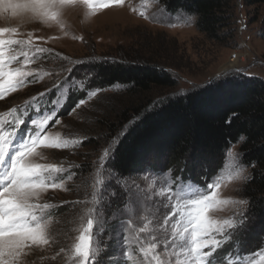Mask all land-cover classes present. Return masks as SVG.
I'll list each match as a JSON object with an SVG mask.
<instances>
[{
    "label": "snow or ice",
    "instance_id": "6c2138e0",
    "mask_svg": "<svg viewBox=\"0 0 264 264\" xmlns=\"http://www.w3.org/2000/svg\"><path fill=\"white\" fill-rule=\"evenodd\" d=\"M125 3L126 0H0V24L3 25L0 26V100L51 75V72L43 70L42 64L53 56V49L44 45L58 37L38 36L35 34L36 27L59 29L67 35L64 17L69 11L84 8L87 14H95L97 8H122ZM167 7L165 5L161 10L159 20L146 11H140L138 15L163 23L170 19L164 15ZM130 10L133 13L137 11L135 7H130ZM195 19L194 16L185 17L187 23ZM60 55L55 54L56 57ZM62 59L67 63L61 64L58 80L51 88L39 92L22 105L0 113V264H29V256L36 249L59 247L51 224L55 210L66 204L81 205L73 220L78 224L75 229L78 234L71 237V264H102L101 255L107 247V244L101 243V235L108 227L102 208L103 202L108 199L105 196L107 185L97 178L90 200L62 201L61 205H56L50 202V193L68 191V182L75 179V174L62 163L41 162L43 149H70L91 140L88 136L74 140L51 130L61 124V113L55 108L59 100H52L49 110L45 98L68 84L79 70L78 66L93 65L92 58L77 61L67 57ZM233 72L238 75L241 70L235 69ZM231 74L219 73L208 81V86L220 87L229 83ZM85 75L92 74L86 72ZM99 91V88L88 91V97H95ZM190 94V91L181 92L180 96ZM171 99L166 97L157 101L149 111H162V106ZM41 101H45L46 105L43 112L39 110ZM85 103V99H79L72 111ZM34 108L36 118L30 115ZM143 119L138 116L129 121L118 138L103 148L101 167L111 169L118 185L124 178V171L116 159L120 144L128 131L137 123L142 124ZM228 123H231V118ZM243 139L241 137V141ZM228 155L234 159L237 156L231 149ZM205 164L208 175H211L216 167L214 160H205L201 166ZM83 167L77 166L81 170ZM145 171L150 173L153 169L147 168ZM168 171L172 172L171 169ZM244 173L245 168L240 165L229 179L250 182L251 177ZM208 175L204 177L206 191L195 187L191 178L186 182L183 169L171 184L159 192L153 190L151 196L125 190L124 196L130 205L125 215L127 212L136 214V201L145 205L152 201L153 210L136 216V219L121 218L118 224L110 228L108 239L114 242L118 257L114 264H264V247L257 253H244L240 241L236 239L248 231L253 220L249 214L251 201L219 199L216 190L220 188L221 180L214 177L209 181ZM123 187L128 189L126 180ZM132 188L138 189V185L133 182ZM110 196L118 198L116 191H111ZM233 203L243 206V210L228 218H215L212 215L220 206ZM161 208L166 211L160 213ZM113 219H116V214ZM140 222L142 226L137 227ZM226 248L227 252L224 251ZM64 251L65 248L60 247V253ZM246 256L251 258L246 259ZM112 259L109 257L110 261Z\"/></svg>",
    "mask_w": 264,
    "mask_h": 264
},
{
    "label": "rangeland",
    "instance_id": "374dc122",
    "mask_svg": "<svg viewBox=\"0 0 264 264\" xmlns=\"http://www.w3.org/2000/svg\"><path fill=\"white\" fill-rule=\"evenodd\" d=\"M232 5L231 36L227 37L223 43L207 39L198 32L194 22L187 23L185 21L186 15L165 12L164 15L170 19L163 23L144 19L138 15L140 11H146L147 14L159 20L163 8L157 0H126L125 6L122 8H97L95 14H87V10L84 8H75L64 17L67 35L59 29H48L44 26L36 27L35 34L38 36L58 37V39L51 40L47 45H44L53 49V56L46 59L42 64L43 70L51 72V75H46L40 82L31 84L16 93H11L4 100H0V113L22 105L39 92L51 88L58 80L61 64L66 65L67 63L62 59L63 57L72 61L92 58L93 64L100 61L132 60L138 54H142V58L153 59L176 81L174 87L152 89L148 93V97L155 101L171 94L186 92L193 86L204 85L221 72L234 74L233 70L235 69H240V74L258 76L264 79V59L262 57L264 37L261 36V31L264 30V2L259 5H248L245 0H232ZM130 7H135L136 13H133ZM0 26L3 25L0 24ZM56 53L61 54L60 57H56ZM234 53L238 57L232 60L231 56ZM78 68L79 70L68 84L63 85L59 92L55 90L52 92L51 100L48 103L51 105L52 100H59V103L55 105L58 110L62 107L68 93L76 92V89L78 92L75 96L82 95L78 98L85 99L86 103L74 112L72 109L75 106L68 108L66 113L60 116L61 124L54 126L51 130L74 140L82 139L84 136L95 139L98 138V133L102 131L98 126L97 117L101 116V112L105 108L115 106L113 110H118L129 104L130 100H133L132 103L135 104L134 100L137 99L135 97L128 98L125 88L119 86L101 89L95 97L89 98L88 91L97 88H91L90 85L87 88L84 79L87 77L85 73L90 72L93 65L91 67L78 66ZM82 86L86 89H83ZM48 97L45 98V101ZM39 108H44L43 104L39 105ZM69 112L72 114L69 115ZM30 114H35V108ZM112 115H116L115 111ZM98 139V142L92 146L43 149L41 162L62 163L65 168H69L75 174V179L68 182V191L56 190L50 193L52 197L50 202L56 205H61L62 201L75 202L83 201L86 198L90 200L97 178L107 185L108 190L105 191V196L108 199L103 202L102 208L108 227L101 235V243L107 244V247L103 249L101 260L102 264H114L118 257L114 242L108 239L110 228L118 224L121 218L125 220L128 217L136 219V216H143L153 210L151 208L152 201H148L146 205L136 201V214L127 212L125 215L130 205L124 196V191L130 189L138 194L151 196L153 190L159 192L161 188L171 184L175 177L181 174V169L168 166L167 169L159 172L153 170L148 173L144 170L130 177L125 176L121 184L118 185L116 179L113 178L114 174L111 169L102 168L100 164L103 148L107 147L114 138H110L107 142L103 138L99 137ZM229 149L237 154L235 159L228 155ZM240 165L242 164L239 159L238 145H234V147L232 145L225 152L221 165L215 167L211 175H208L206 164L201 166L199 163L194 166L191 171L197 173L196 178L191 179V183L200 188L201 191H206L204 177L208 175L209 181L218 177L221 180V186L216 190L219 199L232 201L244 199L241 196L244 181L229 179V176L234 175ZM77 166L84 167L81 170ZM169 169L172 172H169ZM186 171L183 170V172ZM244 174L248 176L247 168H245ZM189 175L187 172L183 175L186 182L190 178ZM125 180L128 189L123 187ZM133 182L138 185V189L132 188ZM111 191H116L118 198L110 196ZM59 207H64L66 210L56 212L57 208L51 224L53 236L59 247L36 249L29 256V264H71V252L69 250L71 237L78 234L75 231L78 224L74 223L73 220L81 205L66 204ZM241 210H243V206L233 203L220 206L212 215L215 218H228ZM164 211L166 210L160 209V213ZM114 214H116V219H113ZM252 223L247 232L236 238L240 241L244 253H257L260 248L264 247V234L260 233V227H256ZM139 226H142V222L137 224V227ZM60 247L65 248L63 253H60ZM224 251L227 252V248ZM58 253L60 254L57 255ZM53 257L56 258L53 259ZM109 257L113 259L110 261ZM245 258L251 257L246 256Z\"/></svg>",
    "mask_w": 264,
    "mask_h": 264
},
{
    "label": "trees",
    "instance_id": "16d2710c",
    "mask_svg": "<svg viewBox=\"0 0 264 264\" xmlns=\"http://www.w3.org/2000/svg\"><path fill=\"white\" fill-rule=\"evenodd\" d=\"M157 2L162 8L167 5L166 12L170 14L194 16L196 29L209 40L223 43L231 36L232 0ZM245 2L248 5H259L264 0ZM261 36L264 37V30ZM141 56L138 54L132 60L95 63L91 70L89 68L92 75L84 79L87 88L88 85L99 89L124 87L128 98L137 99L134 100L135 104L129 99L130 103L118 110H113L115 106L105 108L101 116L97 117L98 126L102 130L98 138H103L105 142L117 138L129 121L138 116L141 119L147 117L142 124L137 123L130 129L120 144L116 159L124 171V177L139 174L147 168L159 172L169 166L187 170L190 178L195 179L197 172L191 171L194 166L213 159L217 168L227 149L238 145L240 162L248 169V176L251 177L250 182H244L241 196L251 201L249 214L253 217L252 224L260 227V233L264 234V79L231 74L229 83L223 86L211 87L207 82L187 90L191 94L186 97L180 96V93L166 96L172 99L166 101L162 111L153 113L149 108L159 100L148 97V93L154 88L174 87L176 81L153 59ZM262 57L264 59V52ZM86 87L82 86L83 89ZM76 92L68 93L62 107L58 109L61 114L74 107L82 96H75ZM51 96L52 93L46 100L49 110ZM42 104L44 108H39L40 112L46 106L44 101ZM114 111L116 115H112ZM30 115L36 117V114ZM241 137H244L243 141ZM98 138H92L83 145L92 146L98 142ZM63 210L66 208L58 207L56 212Z\"/></svg>",
    "mask_w": 264,
    "mask_h": 264
},
{
    "label": "built area",
    "instance_id": "2783aa9c",
    "mask_svg": "<svg viewBox=\"0 0 264 264\" xmlns=\"http://www.w3.org/2000/svg\"><path fill=\"white\" fill-rule=\"evenodd\" d=\"M237 57H238L237 54L234 53V54H232L231 59H232V60H235V59H237Z\"/></svg>",
    "mask_w": 264,
    "mask_h": 264
}]
</instances>
